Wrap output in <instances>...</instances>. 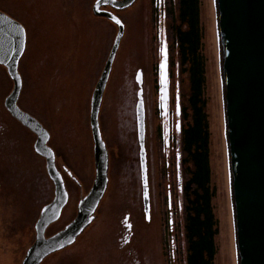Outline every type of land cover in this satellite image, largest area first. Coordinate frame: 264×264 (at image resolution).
<instances>
[{"label":"rangeland","instance_id":"374dc122","mask_svg":"<svg viewBox=\"0 0 264 264\" xmlns=\"http://www.w3.org/2000/svg\"><path fill=\"white\" fill-rule=\"evenodd\" d=\"M94 1L0 0V7L27 28V50L20 66L24 79L20 106L38 116L45 109L57 110L46 124L52 135L50 145L57 152L59 170L64 165L69 167L81 184L79 187L75 178L61 171L72 197L49 233L62 228L76 214L81 192H89L96 176L90 99L118 28L106 18L93 17ZM197 7L210 186L217 222L214 264H238L215 0H197ZM114 13L124 23L125 33L101 110L103 140L109 151V185L94 223L61 255L65 264H72L73 255L84 264L89 254L93 264H114L111 254L123 255L127 261L126 254L134 249L146 254L140 264H187L183 184L188 168L181 130L186 125L183 112L188 105L190 79L181 65L172 29L179 25L178 0H136L131 7ZM164 42L170 88L165 115L159 98ZM46 69L53 83L49 81L44 89L40 84L42 76L48 75ZM139 70L143 77L150 221L143 207L136 123ZM12 87L11 79L0 67V105ZM4 134L0 132V137ZM5 136L11 137L10 152L0 155V182L10 199L0 206V249L6 253L0 255V264H20L35 239V224L54 188L45 160L34 151V134L13 119ZM127 220L133 227L132 236L130 243L123 244L120 239L130 235Z\"/></svg>","mask_w":264,"mask_h":264},{"label":"water","instance_id":"95a60500","mask_svg":"<svg viewBox=\"0 0 264 264\" xmlns=\"http://www.w3.org/2000/svg\"><path fill=\"white\" fill-rule=\"evenodd\" d=\"M135 2L136 0H96L93 5L95 15L110 20L118 28L91 101L96 176L91 191L78 206L76 218L49 238L45 237L46 229L59 220L67 204L68 193L64 178L56 166L54 151L48 145L49 132L18 105L23 88L19 61L26 47L25 28L0 11V65L6 68L13 82L5 105L17 121L36 135L34 149L45 158L46 171L55 190L54 200L43 207L35 224L36 239L22 264H40L47 255L73 244L95 219V212L109 183V153L100 135L98 114L125 33L122 20L114 12L101 7L123 10ZM215 7L237 261L238 264H264V0H215ZM165 45L164 42L159 65V98L163 115L167 113L170 100L168 53ZM136 81L139 86L136 123L143 206L146 220L150 221L141 70L136 75ZM177 113L179 114L178 104Z\"/></svg>","mask_w":264,"mask_h":264},{"label":"trees","instance_id":"16d2710c","mask_svg":"<svg viewBox=\"0 0 264 264\" xmlns=\"http://www.w3.org/2000/svg\"><path fill=\"white\" fill-rule=\"evenodd\" d=\"M179 25L173 33L179 46L181 65L190 79L186 120L181 130L182 150L188 171L183 184L186 198L183 232L187 243V264H214L217 222L212 207L214 193L210 186L208 163V128L204 111V67L199 54L200 30L197 0H178Z\"/></svg>","mask_w":264,"mask_h":264},{"label":"flooded vegetation","instance_id":"af4514ba","mask_svg":"<svg viewBox=\"0 0 264 264\" xmlns=\"http://www.w3.org/2000/svg\"><path fill=\"white\" fill-rule=\"evenodd\" d=\"M96 2V0L93 2V4L91 5V12H92V14H93V17L94 18H104V17H100V16H97V15H95L94 14V12H93V5H94V3ZM101 9H106V10H112V8H110L109 6H103V7H101ZM0 11L1 12H3V13H5L6 15H8V16H10L11 18H13L11 15H10V13L7 11V10H5L4 8H2V7H0ZM113 11V10H112ZM14 19V18H13ZM17 21V20H16ZM19 22V21H18ZM101 22H102V20H101ZM19 23H21V22H19ZM22 24V23H21ZM23 25V27L25 28V31H26V47H25V50H24V53H23V55H22V57H21V59H20V61H19V73H20V75H21V77H22V82H23V88H24V79H23V75H22V72H21V69H20V66H21V62H22V60H23V57H24V55H25V53H26V50H27V28H26V26L24 25V24H22ZM107 59H108V57L106 58V61H107ZM43 58H42V60H41V68H42V70H43ZM0 67H2L4 70H5V72H6V74L8 75V73H7V70H6V68L4 67V66H2V65H0ZM47 71H48V69H46ZM103 71V70H102ZM102 71H101V74H102ZM48 75H43L42 76V80H41V86L44 88V89H46V86L47 85H49V81H52V78L51 77H49V75H52L51 73L49 74V71H48V73H47ZM9 76V75H8ZM101 76V75H100ZM100 76H99V78H100ZM10 78V77H9ZM99 78H98V80H99ZM98 80H97V82L95 83V85H94V87H93V92H92V95H91V99H90V120H89V123H90V128H91V101H92V96H93V93H94V90H95V88H96V85H97V83H98ZM12 81V80H11ZM57 83H58V80H55ZM13 83V82H12ZM52 83H53V81H52ZM23 88H22V91H23ZM42 88V89H43ZM54 89L56 90L57 88H55L54 87ZM11 93V91H9V93L5 96V98H4V100H3V104L2 105H0V132H2V133H5V134H7L8 132H9V123H11L12 122V120L14 119L18 124H20L23 128H25L26 130H28L29 132H31L32 134H34L31 130H29L28 128H26L25 126H23L19 121H17L13 116H12V114L8 111V109L6 108V105H5V101H6V98H7V96L9 95ZM104 93H105V91H104ZM22 94V93H21ZM43 92H42V97H41V99H42V105H44V98H43ZM40 96V95H39ZM20 99H21V95H20V98H19V101H18V105H19V107L23 110V111H25V112H27V113H29L30 115H32L34 118H36L42 125H43V127L49 132V134H50V140H49V142H48V145H49V147L54 151V154H55V157H56V166H57V168H58V170H59V167H58V162H57V159H58V155H57V152H56V150L50 145V142H51V140H52V135H51V132L48 130V124H50V120H49V115H51V117H53V114L54 113H56L57 112V110H55V109H53V108H50V109H48V110H44L43 112L41 111V113H40V116H38V115H35L34 113H32V112H30V111H28L27 109H25V108H23V107H21L20 106ZM103 99H104V94H103V96H102V100H101V104H100V110H99V114H98V124H99V131H100V135H101V138H102V140H103V131H102V125H101V120H102V118H101V110H102V105H103ZM54 112V113H53ZM54 119V118H53ZM46 124H47V126H46ZM91 133H92V129H91ZM5 134H4V137H0V155H7V150L9 151V149H8V146H9V143H10V139H11V137H9V136H5ZM34 136H35V138L37 139V137H36V135L34 134ZM92 137H93V133H92ZM36 139H35V141H36ZM6 140H8V142H6ZM93 140V139H92ZM104 141V140H103ZM34 144H35V142H34ZM93 144H94V140H93ZM139 144V143H138ZM145 146H146V143H145ZM33 148H34V145H33ZM106 148H107V146H106ZM107 150H108V148H107ZM34 151H35V149H34ZM10 152V151H9ZM35 153H36V151H35ZM108 153H109V151H108ZM139 153H140V147H139ZM37 155H39L38 153H36ZM93 154H94V146H93ZM39 157H41V158H43L44 160H45V158L43 157V156H41V155H39ZM94 160H95V158H94ZM45 164H46V160H45ZM0 166H2V165H0ZM6 167V166H5ZM61 168H62V172L63 173H65L66 175H68V177H71V178H75L74 180L75 181H77L76 183L79 185V187H81V184L80 183H78L79 181H78V179L76 178V177H74L75 175H74V172L69 168V167H67V166H61ZM4 171H6V169L4 170ZM60 171V170H59ZM60 171V172H61ZM47 172V171H46ZM61 172V174H62V176H63V173ZM48 175V174H47ZM2 176H4V179H5V172L2 174ZM49 177V176H48ZM64 178V177H63ZM0 179H2V177H1V174H0ZM64 181H65V179H64ZM94 184V183H93ZM109 185V184H108ZM65 186H66V190H67V193H68V201H67V204L64 206V208H63V210H62V213H61V216H60V218H59V220L58 221H56V222H54V223H52V224H50L49 226H48V228L46 229V232H45V237L46 238H49V237H51V236H53V235H55L56 233H58V232H60L61 230H63L69 223H71L75 218H76V216H77V214H78V206H79V204H80V202L82 201V199H84L88 194H89V192L91 191V189L89 190V192H87V193H84V192H81V194H80V196H79V200H78V203H77V212H76V214L75 215H73L72 217H71V219L62 227V228H59V229H57V230H55V231H51L50 233H49V229L54 225V224H56L57 222H59L60 221V219L62 218V215H63V213H64V211L66 210V208L68 207V205H69V203H70V199H71V197H72V193H71V190H70V188L66 185V183H65ZM93 187V186H92ZM53 188H54V185H53ZM108 188V187H107ZM81 189V188H80ZM81 191H83V190H81ZM106 192H107V190H106ZM106 192H105V194H106ZM105 194H104V196H105ZM54 197H55V190L53 189V195H52V197L48 200V202L43 206V207H45L46 205H48V204H50L53 200H54ZM104 198V197H103ZM103 198H102V200H103ZM8 199H10V194L9 193H7L6 192V190L3 188V185H2V183L0 182V206H3V204L4 205H6V202H8ZM102 200H101V202H102ZM101 202H100V204H101ZM100 204H99V206H98V208H97V210H96V212H95V219H94V221L96 220V218H97V214H98V210H99V207H100ZM43 207H42V209H43ZM144 207V206H143ZM42 209H41V211H42ZM41 213V212H40ZM40 216V215H39ZM126 219H128L129 220V216H127L126 217ZM128 220H127V223H126V226H127V229H128V231L130 232V235L129 236H127L126 235V237H125V239H123V238H121L120 239V242L121 243H123V244H127V243H130V241H131V236H132V229H133V227H132V224L131 223H128ZM94 221L89 225V226H87L86 228H85V230L76 238V241L73 243V244H71V245H69V246H66V247H64V248H62V249H60V250H57V251H55V252H53V253H51V254H49V255H47L42 261H41V263L40 264H65V260L63 259V255H61V253L62 252H64L65 250H67V249H69L71 246H73L76 242H77V240L80 238V236L94 223ZM35 239H36V233H35ZM35 239H34V241H33V243L31 244V246L34 244V242H35ZM30 246V247H31ZM29 247V248H30ZM28 248V249H29ZM28 249H27V251H28ZM27 251H26V253H27ZM130 253H128V254H126V256H128L129 258H128V260L126 261V260H124V257L125 256H120L119 254L117 255V253H113V254H111L110 256H111V258H112V260L113 261H116V263H114V264H140V261L142 260V259H144V257L146 256V254H141V253H139L138 251H135L134 249L131 251H129ZM26 253H25V255H23V258L21 259V263L20 264H22V262H23V260H24V258H25V256H26ZM0 255H6V253H5V251H4V249H0ZM145 255V256H144ZM71 256L72 255H70V258H71ZM74 257H73V262H72V264H82V262H81V259H80V257H77L76 258V256L75 255H73ZM131 257H132V259H131ZM84 264H93V260H92V255L91 254H89V256L88 255H86V258H85V263Z\"/></svg>","mask_w":264,"mask_h":264},{"label":"snow or ice","instance_id":"6c2138e0","mask_svg":"<svg viewBox=\"0 0 264 264\" xmlns=\"http://www.w3.org/2000/svg\"><path fill=\"white\" fill-rule=\"evenodd\" d=\"M164 54H165V57H166V52ZM161 67H164V65H161Z\"/></svg>","mask_w":264,"mask_h":264}]
</instances>
